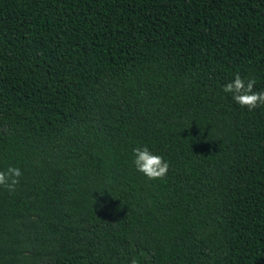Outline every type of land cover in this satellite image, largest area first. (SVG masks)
<instances>
[{"label": "trees", "instance_id": "obj_1", "mask_svg": "<svg viewBox=\"0 0 264 264\" xmlns=\"http://www.w3.org/2000/svg\"><path fill=\"white\" fill-rule=\"evenodd\" d=\"M237 72L264 90V0H0V264H264Z\"/></svg>", "mask_w": 264, "mask_h": 264}, {"label": "clouds", "instance_id": "obj_2", "mask_svg": "<svg viewBox=\"0 0 264 264\" xmlns=\"http://www.w3.org/2000/svg\"><path fill=\"white\" fill-rule=\"evenodd\" d=\"M256 83L255 77L244 78L237 72L232 80L222 86V91L230 94L240 107L253 111L264 106V90H256ZM132 151L136 170L149 180L163 179L167 175L170 164L163 156L153 153L147 146L136 147ZM22 175L19 167L9 166L6 170H0V187L9 193L15 192ZM132 264H136V261L133 260Z\"/></svg>", "mask_w": 264, "mask_h": 264}]
</instances>
